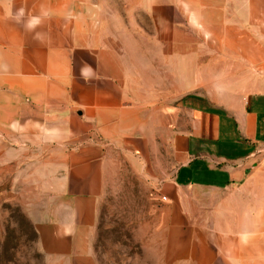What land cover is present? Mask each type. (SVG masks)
Instances as JSON below:
<instances>
[{"label":"rangeland","instance_id":"obj_1","mask_svg":"<svg viewBox=\"0 0 264 264\" xmlns=\"http://www.w3.org/2000/svg\"><path fill=\"white\" fill-rule=\"evenodd\" d=\"M222 3L0 0V264H231L248 244L264 260V151L232 187L173 181L181 97L264 86L263 33L234 31L245 17ZM22 5L50 13L48 53L24 46L36 83L15 52L41 27L15 23Z\"/></svg>","mask_w":264,"mask_h":264},{"label":"crops","instance_id":"obj_2","mask_svg":"<svg viewBox=\"0 0 264 264\" xmlns=\"http://www.w3.org/2000/svg\"><path fill=\"white\" fill-rule=\"evenodd\" d=\"M221 1L223 3L217 6L231 8V14L236 17H245L243 24L234 28V31L236 29L248 35L260 31L264 37V23L256 26L257 14L260 13L256 0ZM262 11L264 14V7ZM45 22L47 21L44 20L43 23ZM47 28V25L39 28V39L28 36L25 40L18 35L15 39V52L20 54V60H23L27 68L26 72L21 74L28 75L24 78L29 79L31 83H36L38 78L27 67V51L24 46L27 44L34 54L46 55L48 52L42 48H48ZM42 31L46 35L42 34ZM257 62L264 65V54ZM179 106L186 117L178 120L174 131V137L181 145L178 152L181 163L173 176V181L178 187L222 189L255 176L259 163L257 155L264 151V86L246 93H232L222 103L204 92L190 91L181 97ZM260 192L263 199L264 189ZM75 214L77 215L76 211ZM72 215L74 216V213ZM250 217L244 222L247 230H250L255 222L254 219L250 220ZM262 221L264 224V217ZM247 246V251L243 245L240 247V253L231 259V264H257L253 245L251 244V249L250 244ZM259 264H264V260L259 261Z\"/></svg>","mask_w":264,"mask_h":264},{"label":"clouds","instance_id":"obj_3","mask_svg":"<svg viewBox=\"0 0 264 264\" xmlns=\"http://www.w3.org/2000/svg\"><path fill=\"white\" fill-rule=\"evenodd\" d=\"M50 13L43 6L38 14L32 13L25 6L15 8L11 12V18L15 23L21 25L26 31L33 32L40 27L44 20L49 17ZM40 33H36V38H39ZM95 75V69L87 61H83L80 66V76L85 81L89 80Z\"/></svg>","mask_w":264,"mask_h":264}]
</instances>
